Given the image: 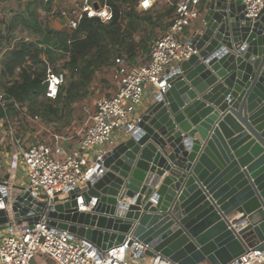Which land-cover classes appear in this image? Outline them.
Wrapping results in <instances>:
<instances>
[{
	"label": "water",
	"instance_id": "obj_1",
	"mask_svg": "<svg viewBox=\"0 0 264 264\" xmlns=\"http://www.w3.org/2000/svg\"><path fill=\"white\" fill-rule=\"evenodd\" d=\"M200 9L196 53L166 70L167 90L86 186L48 206L13 185L10 199L0 193V231L45 216L101 251L129 238L146 247L141 255L172 264L264 251V7L255 19L241 0H203Z\"/></svg>",
	"mask_w": 264,
	"mask_h": 264
},
{
	"label": "built area",
	"instance_id": "obj_2",
	"mask_svg": "<svg viewBox=\"0 0 264 264\" xmlns=\"http://www.w3.org/2000/svg\"><path fill=\"white\" fill-rule=\"evenodd\" d=\"M15 1L0 0V14L4 5L12 14L16 8ZM28 1L20 0V3ZM35 1L39 21L49 26L56 25L69 34L78 28L83 19H97L107 24L114 16L109 0ZM202 1L176 0L169 26L150 44L148 59L144 63L131 64L125 57L114 59L112 76L117 84L116 90L110 96L95 100L94 111L86 118L84 130L78 134L79 139L75 144L63 145L61 142L66 138L53 133L50 140L44 137L34 142L25 141L23 132L17 129L14 118L7 113L9 101L0 91V160L6 150L8 174L5 181L7 186H0V193H5L6 198L10 199V188L15 185L20 166L26 171L23 189L32 199L46 202L48 206L53 203L56 194L63 199L69 192L83 189L95 175L96 163L102 155L133 132L154 95L167 90L166 70L174 69L196 53L191 37L198 32ZM241 1L248 19H255L264 7V0ZM155 2L138 0L134 8L137 12H147ZM127 9L121 6L122 13ZM3 18L4 15L0 17V22H3ZM186 30H189L188 35L185 34ZM4 53L5 50L0 53V58ZM63 83V75L48 68L43 80L44 97L55 100ZM144 101L148 103L143 110ZM29 120L36 123L40 130L50 132L40 127L35 119ZM114 134L120 135L115 142L109 139ZM102 147L108 148L98 151ZM41 196H45V199H41ZM77 199L83 204L81 196ZM0 232V264H32L38 255L54 264H138V260L144 258H147V264H172L160 256L150 258L141 255L146 247L138 242L128 245L129 238L118 246L101 251L90 242L50 227L45 216L32 227L27 223H12L8 229ZM228 264H264V251L249 249Z\"/></svg>",
	"mask_w": 264,
	"mask_h": 264
},
{
	"label": "trees",
	"instance_id": "obj_3",
	"mask_svg": "<svg viewBox=\"0 0 264 264\" xmlns=\"http://www.w3.org/2000/svg\"><path fill=\"white\" fill-rule=\"evenodd\" d=\"M109 1L114 14L111 22L83 19L71 34L39 21L34 0L27 2L25 12L11 14L6 21L7 35L0 34V40L5 41L0 43V49H5L0 59V91L9 101L7 113L16 121L25 104L34 112L38 97L43 99L41 106L55 117L56 105L87 99L94 77L102 69L111 68L116 57H125L133 64L139 56H147L156 39L153 29L165 31L170 24L161 23L159 17L153 19L149 13H138L134 8L138 0ZM121 6L128 9L122 13ZM135 35H139L137 40ZM62 60L59 69L57 62ZM49 67L64 77L53 101L44 97L43 80ZM17 68L21 73L16 76ZM46 103L55 106L46 107Z\"/></svg>",
	"mask_w": 264,
	"mask_h": 264
},
{
	"label": "rangeland",
	"instance_id": "obj_4",
	"mask_svg": "<svg viewBox=\"0 0 264 264\" xmlns=\"http://www.w3.org/2000/svg\"><path fill=\"white\" fill-rule=\"evenodd\" d=\"M35 1V0H34ZM17 2H20L17 0ZM17 2L16 6H17ZM36 2V1H35ZM176 3V0H156V2L153 4L152 8L147 11V12H138L140 14L143 13H149L153 19L159 17V21L163 24L169 23L170 16L173 12V7L174 4ZM20 5V4H19ZM167 11L169 13L167 14ZM164 32L160 29V27H156L153 29V34L157 38L159 35H161ZM189 30L185 31V34H187ZM188 35V34H187ZM139 35H135V40H137ZM141 59V58H140ZM140 59H136L138 62ZM64 61H59L57 62V68L61 69ZM52 69L51 67H49ZM53 70V69H52ZM54 71V70H53ZM55 73H59L55 72ZM68 73V72H67ZM62 75V74H61ZM109 72L108 69H102L95 77L94 80L100 82L101 89L100 87H95L94 82L91 84L90 88H92L91 95L86 99H79L76 100L74 103L71 105L69 103H62L60 105L54 104H47L51 105V107H56L58 110L57 116H53L52 114H49L46 109L41 106V103L43 102L42 98H37L36 99V104H35V109L34 112H30L28 109V105L25 104L22 108H20V112L16 116L17 121L15 118L13 119L15 121L14 125H16L17 129L25 133V137L32 139V137H35V135H32V132L34 131L35 128H37L36 123H33V121L29 120L35 119L39 124L40 127L43 126L44 129L47 131H55L58 135H63L65 133H69L73 130H75V125H77V121H80V119L89 112L90 107L94 105L95 99L99 97L102 93V88L103 86L106 88V79L108 78ZM94 95V96H93ZM146 102H143V108H145ZM28 110V111H27ZM28 112V113H27ZM40 129V128H39ZM46 134V131L43 132ZM120 135L114 134L112 135L109 139L113 142L117 141L119 139ZM34 140V138H33ZM103 149H106V147L100 148L98 151H103ZM88 155V154H86ZM26 176V171L23 169V167H19V169L16 172V180H15V186L23 188L25 186V178ZM1 233V232H0ZM32 264H54L51 260L47 258H42V257H37ZM138 264H147V258L144 259H139Z\"/></svg>",
	"mask_w": 264,
	"mask_h": 264
},
{
	"label": "crops",
	"instance_id": "obj_5",
	"mask_svg": "<svg viewBox=\"0 0 264 264\" xmlns=\"http://www.w3.org/2000/svg\"><path fill=\"white\" fill-rule=\"evenodd\" d=\"M8 1V0H7ZM20 1V0H19ZM20 4V5H19ZM16 5V3H14V6ZM26 9H27V3H20V2H18L17 3V6H16V8H14V10H12V11H14V12H12V14H14L15 12H25L26 11ZM9 10L7 9V8H5V5H4V7H2L1 8V14H0V17H2V15H4V18H3V22H0V34L2 35V36H6L7 35V27H6V21L11 17V11L10 12H8ZM37 11V10H36ZM35 11V12H36ZM37 15V14H36ZM6 27V28H4V27ZM55 28H58L56 25L54 26ZM0 38H2V37H0ZM17 39V38H16ZM25 40H27V39H25ZM0 43H5V41H1L0 40ZM4 46H5V44H4ZM5 49H3V48H1L0 49V53L2 52V51H4ZM2 58V57H1ZM0 58V59H1ZM43 58V57H42ZM141 58V59H140ZM44 59V58H43ZM136 59H140V61L138 62L137 60H135V62L133 63V64H141V63H144L145 61H147V59H148V55L146 56H143V57H141V56H139L138 58H136ZM130 63V62H129ZM132 64V63H131ZM28 65H30V62L28 63ZM113 66V65H112ZM108 72H109V75H108V78L106 79V81L104 82V83H106V88L103 86V88H102V93H101V95L99 96V97H102V96H110V95H112L114 92H115V90H116V87H117V84H116V82L114 81V79H113V76H112V67L111 68H109L108 69ZM21 73V70L19 69V68H17L16 70H15V75L17 76L18 74H20ZM93 82H94V85H95V87H100V89H101V85L102 84H100V82L98 81H96V79L95 80H93ZM92 82V83H93ZM92 90V88H90V91ZM94 96V95H93ZM99 97H97V98H99ZM96 98V99H97ZM95 99V100H96ZM147 101V100H146ZM146 101H144V102H146ZM147 103L148 102H146L145 104L147 105ZM146 105H145V107H146ZM145 108H143V110H144ZM93 111H94V105L92 106V107H90V110H89V112L86 114V116H84V117H82L81 119H80V121H77V125H75V130H73V131H71V132H69V133H65V134H63V135H58L55 131H50L49 133H46V134H44L43 132H44V130H40L38 127L37 128H35L34 129V131L32 132V135H35V137H32V139L30 140V138H29V140H28V138L27 137H25V133L23 132V139L25 140V141H27V142H34V141H36V140H38V139H41V138H44V137H47L49 140H50V138H51V136H50V134L51 133H53V134H56V135H58V136H61L63 139H65V141H62L61 143L63 144V145H70V144H75V142H77L78 141V139H79V133H81V131L82 130H84V124H85V120H86V118L87 117H89V115L90 114H92L93 113ZM33 138H34V140H33ZM71 138V139H70ZM108 148V147H107ZM106 148V149H107ZM5 155H6V150H5V153H4V157H2V160H0V180H2V179H4L5 178V176L7 175V171H6V168H7V161L5 160L6 158H5ZM0 158H1V155H0ZM4 160V161H3ZM89 210V208H87V211ZM85 211H86V209H85ZM37 257H42V258H44L43 256H41V255H38ZM204 264H206V263H204Z\"/></svg>",
	"mask_w": 264,
	"mask_h": 264
}]
</instances>
